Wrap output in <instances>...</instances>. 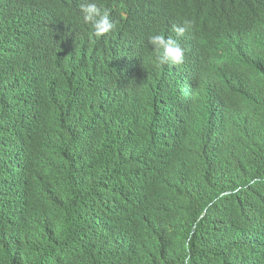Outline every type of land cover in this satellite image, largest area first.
<instances>
[{"label":"clouds","instance_id":"1","mask_svg":"<svg viewBox=\"0 0 264 264\" xmlns=\"http://www.w3.org/2000/svg\"><path fill=\"white\" fill-rule=\"evenodd\" d=\"M22 1L0 0V264H264L262 200L218 181L264 130V31L203 74L190 20Z\"/></svg>","mask_w":264,"mask_h":264},{"label":"trees","instance_id":"2","mask_svg":"<svg viewBox=\"0 0 264 264\" xmlns=\"http://www.w3.org/2000/svg\"><path fill=\"white\" fill-rule=\"evenodd\" d=\"M46 0H23L22 6L33 11L36 6L44 8ZM62 3L63 0H53ZM73 3L74 0H68ZM88 3L90 0H75ZM99 5H132V10L148 21L154 34L174 32L182 21L190 20V32L202 46V72L206 74L215 64V58L223 46L225 36L233 31L236 36H247L251 31H264V0H95ZM21 10V6L17 7ZM187 32V31H186ZM264 59V51L261 53ZM233 178L234 203L240 207H253L247 198L262 200L264 206V130L257 132L247 141L243 158L233 172L218 176L222 181ZM232 187V186H230ZM229 233L228 247L237 248L243 237L235 223L226 225ZM233 257V250L231 251Z\"/></svg>","mask_w":264,"mask_h":264}]
</instances>
